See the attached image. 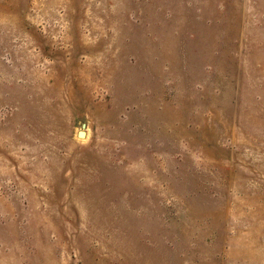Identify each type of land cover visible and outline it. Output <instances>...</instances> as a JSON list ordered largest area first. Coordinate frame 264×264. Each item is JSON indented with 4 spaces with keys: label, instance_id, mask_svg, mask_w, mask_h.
<instances>
[{
    "label": "rangeland",
    "instance_id": "obj_1",
    "mask_svg": "<svg viewBox=\"0 0 264 264\" xmlns=\"http://www.w3.org/2000/svg\"><path fill=\"white\" fill-rule=\"evenodd\" d=\"M0 264H264V0H0Z\"/></svg>",
    "mask_w": 264,
    "mask_h": 264
},
{
    "label": "water",
    "instance_id": "obj_2",
    "mask_svg": "<svg viewBox=\"0 0 264 264\" xmlns=\"http://www.w3.org/2000/svg\"><path fill=\"white\" fill-rule=\"evenodd\" d=\"M79 137L81 138V137H84V134L83 133H80L79 134Z\"/></svg>",
    "mask_w": 264,
    "mask_h": 264
}]
</instances>
